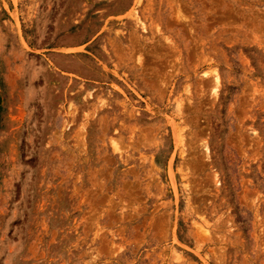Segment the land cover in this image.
Masks as SVG:
<instances>
[{"label":"rangeland","instance_id":"obj_1","mask_svg":"<svg viewBox=\"0 0 264 264\" xmlns=\"http://www.w3.org/2000/svg\"><path fill=\"white\" fill-rule=\"evenodd\" d=\"M0 264H264V0H0Z\"/></svg>","mask_w":264,"mask_h":264},{"label":"bare ground","instance_id":"obj_2","mask_svg":"<svg viewBox=\"0 0 264 264\" xmlns=\"http://www.w3.org/2000/svg\"><path fill=\"white\" fill-rule=\"evenodd\" d=\"M143 27H144V26H143ZM218 78H219L218 74H215V78H214V79L216 80V83H219V81H220ZM218 80H219V81H218ZM178 106H180V105H178Z\"/></svg>","mask_w":264,"mask_h":264}]
</instances>
